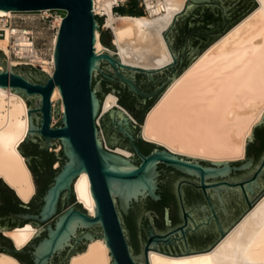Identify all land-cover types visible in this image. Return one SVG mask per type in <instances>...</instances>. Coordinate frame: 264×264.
I'll return each instance as SVG.
<instances>
[{
  "label": "water",
  "instance_id": "95a60500",
  "mask_svg": "<svg viewBox=\"0 0 264 264\" xmlns=\"http://www.w3.org/2000/svg\"><path fill=\"white\" fill-rule=\"evenodd\" d=\"M258 6V0H188L183 12L176 15L172 25L164 32L175 61L161 69H144L124 64L120 60L118 53L112 55L109 52H96V30L102 29L105 17L96 18L94 14V0H0V10L4 11H39L43 9L66 11L57 34L54 49L55 70L53 75L30 63L29 65L23 63L22 66L17 65L16 67L8 64L6 60H2L6 56L0 49V87L25 97L28 104L30 128L25 140L18 146L19 151L25 156L21 147L29 142V144H33L36 147L45 148V155L53 161L59 160L61 164V167L57 169L49 168L47 170V176H54V183L50 185L42 197L43 204L39 214L20 213L18 215L24 219H36L42 223L53 219L57 213L62 193L64 191L71 192L72 184L74 189V182L82 172L89 174L91 191L96 203L95 215H91L82 203L83 211L76 210L72 206L59 214L55 226L48 225V235L38 243L33 252L35 264H47L57 251L70 243L80 226L89 229L98 224L102 228L103 233L101 236L91 231H87L81 236V239H86L87 247L91 240L104 238L112 264H139L134 259L130 250L117 203L119 202L122 212L127 214L134 201L146 197H151L154 200L160 198V195L157 193V177L159 174L157 162L159 160L166 161L190 173L198 172L201 176L224 175L232 169H243L251 164V160L241 166H231L230 163L232 161L214 162L211 160H199L190 156L177 154L164 145L153 143L157 147H160V149H156L149 155H144L136 147L137 152L143 158L142 163L138 166L130 158H126L104 146L97 119L102 114L101 110L106 93L114 92L120 95L117 92L119 87L110 82L118 78L124 83L121 93L128 94V97L124 99L127 100L126 103L129 107H125L141 124H144L147 112L171 83L209 46ZM211 21L214 23L211 24ZM177 29L180 32L185 29L193 30L194 33L186 55L187 63L185 65L187 66H184V57L179 56L169 39V36L174 35ZM201 29L208 30L207 38L202 39L201 42L203 46L215 40L195 57L198 50L194 46L199 43V40H196L195 37ZM199 37L202 38V35ZM102 40L104 46L115 51L118 50L113 43L108 27H105V31L102 32ZM204 40L206 41L204 42ZM184 51L185 48L183 49V53ZM1 66L4 67V70L1 69ZM168 69L170 71L168 72L167 80L153 92L143 91L135 81V79H139L144 87H149L150 85L144 81L142 74L147 75L155 81V74L158 73L160 77H163L165 70ZM112 71H114V76L108 73ZM101 75L110 81H102ZM56 86L59 87L62 94L64 110L61 120L55 126H51L54 104L51 96ZM160 91L161 94L154 99L153 97ZM133 94L139 95L145 100L136 95L133 96ZM118 103H120L119 100ZM149 106L150 108L145 116H143L144 111ZM139 112L141 113L140 117L142 118L143 116L142 121L135 114ZM35 114H40L41 118ZM103 114L105 115L101 120L109 146L117 141V137L113 133L115 131L113 127L134 142L133 127L135 126V130L137 133L140 132L143 138L142 127L136 124L122 108L114 107L109 112ZM262 126H264V113L254 126L252 134L248 137L247 145L249 144V140L254 138V131ZM57 140L60 141L62 150L58 154L54 151L48 152L49 146L56 148L55 141ZM25 160L29 166V159L26 156ZM245 160H247V155L242 159V161ZM200 161H207L211 166H203ZM263 166L264 160L251 179L232 185L243 190L249 208L255 202L250 200L249 192L253 193L254 186H259L258 181L260 175L263 173ZM31 173L35 183L32 170ZM0 182L3 186L7 185L11 188L5 183L3 177H0ZM225 184L229 185V183ZM13 190V194L16 196L17 193L15 189ZM181 231L185 234L186 228H181ZM221 240L212 248L203 251L179 255L164 253L180 256L209 251ZM159 242L170 243L171 239L169 235L159 236L151 232L145 249L144 264H150L148 252L149 250H157L150 249V247L156 246ZM7 250L9 252L12 251L10 248ZM14 251L19 252L21 249L16 247ZM9 252L6 253L11 254Z\"/></svg>",
  "mask_w": 264,
  "mask_h": 264
},
{
  "label": "bare ground",
  "instance_id": "6f19581e",
  "mask_svg": "<svg viewBox=\"0 0 264 264\" xmlns=\"http://www.w3.org/2000/svg\"><path fill=\"white\" fill-rule=\"evenodd\" d=\"M121 1L125 0H94V11L106 17V26L111 29L118 49L104 46L100 30H96V52L118 53L124 64L144 69H161L173 63L175 59L164 32L183 12L188 0H166L165 11L158 5L143 15L115 14L114 7ZM258 1L257 8L197 57L150 108L142 124L146 141L199 160L223 162L245 158L248 137L264 113V0ZM13 17L14 11L0 10V49L9 59L8 64L30 63L53 75L54 49L64 16L55 21L57 30L50 60L36 47L33 34L31 38L24 29L15 30L19 26L9 24ZM51 100L54 105L57 101L62 103L58 86ZM118 100V96L108 93L102 114L118 107L132 119ZM54 120L53 114L51 126ZM29 128L25 97L0 87V177L25 202L36 191L31 170L18 149ZM112 151L126 158L132 155L120 147ZM74 189L78 200L95 215L96 203L87 172L80 174ZM37 232L32 223L4 230L20 249ZM148 256L150 264H264V192L212 250L180 256L149 250ZM0 264L22 263L2 251ZM69 264H112L104 238L91 240L87 249L73 256Z\"/></svg>",
  "mask_w": 264,
  "mask_h": 264
},
{
  "label": "flooded vegetation",
  "instance_id": "af4514ba",
  "mask_svg": "<svg viewBox=\"0 0 264 264\" xmlns=\"http://www.w3.org/2000/svg\"><path fill=\"white\" fill-rule=\"evenodd\" d=\"M213 23L211 21V24ZM193 35V30L185 29L180 32L177 29L174 35L169 36L174 50L180 57H184V66H187L185 65L187 63L186 55ZM200 35H202V38L199 37ZM207 35L208 30L201 29L195 37L196 40H199V43L194 46L198 50L195 57L210 44L203 46L201 43L202 39L207 38ZM184 48L185 51L183 53ZM169 71V69L165 70L163 77H160L158 73L155 74V81L147 75L142 74L144 81L150 85L149 87H144L139 79H135V81L143 91L153 92L167 80ZM108 73L114 76V71ZM101 80L110 81L102 75ZM110 82L119 87L117 91L120 93L119 99L123 103H126L127 100L124 98L128 97V94L121 93L124 83L118 78ZM160 94L161 91L153 98L156 99ZM136 96L143 98L139 95ZM135 114L138 118L141 116L140 112ZM35 115L41 118L40 114ZM135 128L134 126L135 140L132 142L121 131L113 127L115 130L113 133H115L117 141L111 144V146L108 143L106 145L112 150L119 146L120 148L130 150L132 153L129 156L130 160L139 166L143 158L137 152L136 147L144 155H149L156 149H160V147L142 138L141 133H137ZM21 150L29 159V166L34 173L36 191L34 197L29 202H25L17 195L15 196L0 182V251L9 252L7 249L10 248L12 251L9 253L16 256L22 264H35L33 252L38 243L48 235V225L55 226L58 215L72 206L76 210L83 211L84 209L77 196H75L76 192L72 184L71 192L64 191L62 193L57 213L53 219L42 223L36 219H24L19 216L18 214L20 213L39 214L43 204L42 197L50 185L54 183V176H47V170L49 168L57 169V166L55 168L53 166L56 161L45 155V148L36 147L28 142L21 147ZM246 155L247 160L232 161L230 165L241 166L251 160V164L248 167L232 169L228 173L218 176H201L198 172L190 173L166 161L159 160L157 162V170L159 172L157 177V193L160 195V198L154 200L151 197H146L134 201L127 214L122 212L119 202L117 203L125 235L134 259L139 264L145 263V249L151 232L159 236L169 235L171 242H159L156 246L150 247V249H157L177 255L210 249L221 240L250 209L243 190L232 185L251 179L262 165L264 160V126L254 131V138L249 140ZM200 163L203 166H211L207 161H200ZM258 182L259 186H254V192H249L251 201H256L264 192V166L263 173L260 175ZM225 183H229V185ZM27 223H32L37 227L38 232L29 244L21 248V251L15 252L16 246L4 234V230L23 226ZM183 227L186 228L185 234L181 231ZM87 231H91L99 236L103 233L99 224L89 229L80 226L70 243L57 251L47 264H69L73 256L86 249V239H81V236Z\"/></svg>",
  "mask_w": 264,
  "mask_h": 264
},
{
  "label": "rangeland",
  "instance_id": "374dc122",
  "mask_svg": "<svg viewBox=\"0 0 264 264\" xmlns=\"http://www.w3.org/2000/svg\"><path fill=\"white\" fill-rule=\"evenodd\" d=\"M120 6L126 7V10H129L133 7L137 10H142L144 12V14H146V12L144 10V5H142L141 0L121 1ZM114 11H115V9H114ZM14 14H15V17L10 19V23H12V25L19 26V27H16L14 29L15 30L16 29H24L28 34H33L34 38H35L36 47L40 50V52L43 54V56L47 60H50L52 58V54H53L55 34H56V30L54 29L53 23L51 20H53L54 17H59L60 15L65 16L66 11L53 9L52 10L53 17H50V19H43L41 17V13L39 11H18V12H14ZM115 14H120V13H118V12L116 13V11H115ZM96 18L98 19L101 17L97 16ZM104 23H105V20H104ZM104 31H105V28H102L100 30L101 35H102V32H104ZM109 31H110V34L112 36L111 29H109ZM3 58L4 59H2V60L3 61L6 60V62L8 63L7 58L6 57H3ZM26 65H29V64H26ZM20 66H22V64ZM36 67L43 70L42 66H36ZM109 93L115 94L116 96H118V98L120 97V95H118L114 92H109ZM107 94L108 93H106V95ZM61 104H62L61 101H57L55 103V105L53 104V114L55 116V120H54V124H53L54 126L62 118ZM123 107L129 113H131L125 106H123ZM104 115L105 114H100L99 119H98L100 126L99 125L98 126L100 127L103 142L107 143L103 124H102V120H101ZM132 119H135L136 120L135 123L142 127V124L133 115H132ZM57 141H58L59 145H58ZM57 141H55L56 148L49 146L48 152L54 151L56 154H58L60 152V150H62V146H61L60 141L59 140H57ZM201 160H204V159H201ZM53 166H54V168L56 166H57L56 168H59V167H61V164L59 161L58 162L56 161Z\"/></svg>",
  "mask_w": 264,
  "mask_h": 264
},
{
  "label": "built area",
  "instance_id": "2783aa9c",
  "mask_svg": "<svg viewBox=\"0 0 264 264\" xmlns=\"http://www.w3.org/2000/svg\"><path fill=\"white\" fill-rule=\"evenodd\" d=\"M147 1H150V4H149ZM141 2H142V5H144V10H145L146 13H147L148 11H150L149 9L154 8V6L161 5V9H162V11H165V8L167 7V1H166V0H141ZM120 3H121V2H120ZM120 3H118V4L114 7V9H115L116 7H118V6H120ZM52 10H53V9L39 10V12L41 13V17H42L43 19H50V17H53V15H52ZM116 13H117V12H116ZM94 14H95L96 17H97V16H99V17H105V16H103V15H99V14L95 13V11H94ZM59 17H62V15H60ZM57 18H58V17H54V19L51 20L52 23H53V27H54L55 30H57V26H55V21H56ZM105 19H106V17H105ZM0 23H1V22H0ZM9 24L12 25V23H9ZM105 27H107V26H106V22L103 23L102 28H105ZM2 35H3V30H0V36H2ZM28 35H29V37L33 38V35H32V34H28ZM32 65H33V64H32ZM132 120H133L134 122H136L135 119H132ZM98 125L100 126V123H99V122H98ZM104 146H105L107 149H109V148L107 147V145H106V142H104Z\"/></svg>",
  "mask_w": 264,
  "mask_h": 264
},
{
  "label": "trees",
  "instance_id": "16d2710c",
  "mask_svg": "<svg viewBox=\"0 0 264 264\" xmlns=\"http://www.w3.org/2000/svg\"><path fill=\"white\" fill-rule=\"evenodd\" d=\"M256 6V5H255ZM115 11L116 12H118V13H120V14H130V15H143L144 14V12L142 11V10H137V9H135V8H131V9H129V10H126V7H124V6H118V7H116L115 8ZM238 22V21H237ZM215 40V39H214ZM213 40V41H214ZM212 41V42H213ZM211 42V43H212ZM210 43V44H211ZM119 102H120V104H123L124 106H126V107H129V105L127 104V103H123L122 102V100H120L119 99ZM153 104V103H152ZM151 104V105H152ZM150 105V106H151ZM150 106L149 107H147V109L144 111V113H143V116H145V114H146V112L148 111V109L150 108ZM143 116H142V118H143ZM141 117H139V119H141V121L143 120ZM31 168V167H30ZM32 170V169H31ZM9 191H11L12 193H14V190L13 189H11V188H9L7 185L5 186Z\"/></svg>",
  "mask_w": 264,
  "mask_h": 264
}]
</instances>
